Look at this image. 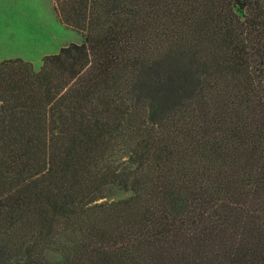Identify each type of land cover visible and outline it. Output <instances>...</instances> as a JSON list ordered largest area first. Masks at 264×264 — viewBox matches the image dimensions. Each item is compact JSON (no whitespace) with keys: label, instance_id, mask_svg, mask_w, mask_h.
Segmentation results:
<instances>
[{"label":"trees","instance_id":"1","mask_svg":"<svg viewBox=\"0 0 264 264\" xmlns=\"http://www.w3.org/2000/svg\"><path fill=\"white\" fill-rule=\"evenodd\" d=\"M57 11L0 60V264H264V0Z\"/></svg>","mask_w":264,"mask_h":264},{"label":"rangeland","instance_id":"2","mask_svg":"<svg viewBox=\"0 0 264 264\" xmlns=\"http://www.w3.org/2000/svg\"><path fill=\"white\" fill-rule=\"evenodd\" d=\"M60 0H0V60L21 58L40 69L44 56L84 40L80 30L60 18ZM129 193L113 189L110 199Z\"/></svg>","mask_w":264,"mask_h":264},{"label":"water","instance_id":"3","mask_svg":"<svg viewBox=\"0 0 264 264\" xmlns=\"http://www.w3.org/2000/svg\"><path fill=\"white\" fill-rule=\"evenodd\" d=\"M244 6H245V2H242V3H241V7H244Z\"/></svg>","mask_w":264,"mask_h":264}]
</instances>
